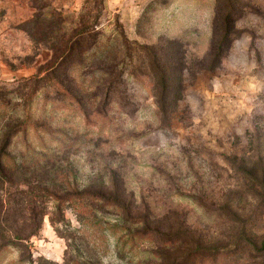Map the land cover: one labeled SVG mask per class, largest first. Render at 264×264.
<instances>
[{
    "label": "rangeland",
    "instance_id": "rangeland-1",
    "mask_svg": "<svg viewBox=\"0 0 264 264\" xmlns=\"http://www.w3.org/2000/svg\"><path fill=\"white\" fill-rule=\"evenodd\" d=\"M218 1L0 0V86L11 88L17 79L37 74L40 64L51 61L50 45L31 37L30 31L42 25L61 38L78 26L95 28L100 32L101 52L112 49L117 60L127 58L122 98L114 99L107 114L91 113L87 118L75 106L52 108L40 100L33 115L44 129L38 131L40 136L32 132L30 139L36 146L42 140L60 150L59 157L73 164L80 185L93 176L101 177L107 166L120 168L129 190L138 199L146 196L156 212L167 207L184 209L190 224L204 237L227 240L243 227L213 223L188 195L204 190L208 204L221 203L229 183L237 182L223 154L241 155L249 146V132L264 122V0H235V38L227 56L212 66ZM32 15H41L45 24H27ZM123 33L129 43L123 41ZM161 39L180 40L189 67L184 72L182 99L165 121L158 115L151 79L139 73L152 75L151 70L139 63L138 54H144L133 44L155 45L165 52L160 49L165 47ZM133 70L138 71L136 75ZM17 140L20 151L23 138ZM174 186L184 197L174 194ZM240 203L250 216L248 236L260 242L262 211L255 207L257 202L244 199ZM102 216L104 220L113 217L108 212ZM66 218L70 225L61 226L65 236L55 231L49 213L39 237L20 248L15 244L0 248V264H136L150 255L120 250L107 232L106 239L93 236L70 208ZM21 257L24 261L19 262Z\"/></svg>",
    "mask_w": 264,
    "mask_h": 264
},
{
    "label": "trees",
    "instance_id": "trees-1",
    "mask_svg": "<svg viewBox=\"0 0 264 264\" xmlns=\"http://www.w3.org/2000/svg\"><path fill=\"white\" fill-rule=\"evenodd\" d=\"M235 13V0L218 1L210 51L212 66L227 56L235 38ZM45 21L41 15H32L26 23L39 27ZM78 27L61 38L50 35L53 30L47 32L42 25L30 31L31 37L50 45L51 61L40 64L37 74L17 79L11 88L0 86V248L14 244L20 248L32 237H39L49 213L55 231L65 236L61 226L70 225L66 218L70 208L93 236L106 239L107 232L120 250L150 254L136 264H264V238L256 242L248 236L250 216L240 207L244 199L257 202L255 207L264 216V122L249 132V146L241 155L223 154V161L236 172L237 182L229 183L221 203L208 204L204 190L188 195L213 218V223L243 227L227 240L204 237L190 224L184 209L167 207L156 212L146 196L138 199L129 190L120 168L107 166L101 177L93 176L80 185L73 164L59 157L60 150L42 140L39 146L33 143L31 133L40 136L38 131L44 129L33 115L38 101L52 108L75 106L87 118L91 113L105 114L116 97L122 98L121 86L128 77L127 58L117 60V52L112 49L101 52L100 32L87 25ZM122 37L125 43L130 42L124 33ZM161 43H165L160 48L165 52L155 45L133 42L144 54H138L139 63L151 70L152 75L139 73L151 79L157 112L165 121L182 99L184 72L189 67L180 40L161 39ZM130 56L132 63L134 57ZM18 138H23L22 151L17 150ZM174 190L184 197L176 186ZM107 212L113 217L104 220L102 215Z\"/></svg>",
    "mask_w": 264,
    "mask_h": 264
}]
</instances>
